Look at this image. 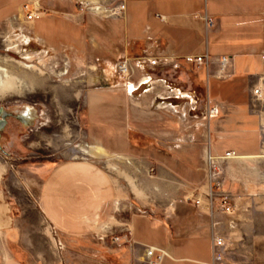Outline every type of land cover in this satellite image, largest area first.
<instances>
[{
	"label": "rangeland",
	"instance_id": "374dc122",
	"mask_svg": "<svg viewBox=\"0 0 264 264\" xmlns=\"http://www.w3.org/2000/svg\"><path fill=\"white\" fill-rule=\"evenodd\" d=\"M21 2L16 16L0 20V67L18 80L0 97V264L7 263L9 250L21 253L22 264H148L145 257L138 262L121 252L124 246H109L111 238L60 235L43 212L41 190L61 164L88 162L104 169L110 160L126 161L122 154L141 162L145 180L154 181L157 171L147 161L164 145L175 148L182 163L192 164L185 170L194 186L189 189L203 184L206 200L219 212L215 226L225 239L219 264H264V155L224 160L219 178L211 179L205 146L212 107L193 72L182 62L172 65L143 51L109 67L71 50L49 51L22 12L28 2H37L43 16L77 3L85 13L109 19L121 0ZM103 8L107 13L101 14ZM127 60L125 75L117 65ZM24 66H33L32 72ZM159 75L167 86L152 88ZM145 77L150 84L128 90L126 83L136 87ZM221 196L231 202V213L220 211Z\"/></svg>",
	"mask_w": 264,
	"mask_h": 264
},
{
	"label": "crops",
	"instance_id": "0c3cea01",
	"mask_svg": "<svg viewBox=\"0 0 264 264\" xmlns=\"http://www.w3.org/2000/svg\"><path fill=\"white\" fill-rule=\"evenodd\" d=\"M21 3L0 0V20L16 16ZM121 3L124 12L109 19L85 13L75 3L74 9L38 17L31 29L45 49L71 50L97 65L109 67L119 58L138 57L142 51L172 65L182 62L193 72L195 85L205 88L209 106L218 109L210 119L205 152L215 157L234 152L242 159L264 155V96L252 101V91L264 77V0ZM206 17L214 20L213 27ZM205 54L212 61L209 67L184 61L188 55ZM223 56L233 58L229 77L221 71ZM135 73L142 77L139 70ZM143 80L146 86L149 79ZM152 81V88L167 86L160 75ZM175 150L164 145L155 160L148 159L157 171L151 182L145 180L141 162H130L124 154L120 157L126 161L115 164L110 160L104 169L88 162L61 164L41 190L49 224L62 236H120L119 246L125 247L121 252L130 253L138 262L146 248H157L169 254L161 264H211L219 212L206 200L203 184L189 189L194 186L185 170L191 171L192 164L182 163ZM178 203L182 205L177 211ZM185 204L193 207L188 220L183 215ZM6 261L22 264L11 250Z\"/></svg>",
	"mask_w": 264,
	"mask_h": 264
},
{
	"label": "built area",
	"instance_id": "2783aa9c",
	"mask_svg": "<svg viewBox=\"0 0 264 264\" xmlns=\"http://www.w3.org/2000/svg\"><path fill=\"white\" fill-rule=\"evenodd\" d=\"M39 4L37 2H28L26 3L23 8L22 12L25 15L26 21L29 23H33L38 17L43 16V12H41L39 8ZM125 5L121 3L116 9H113L112 15H120L124 12ZM206 21L210 27H213L215 25V22L213 19H210L206 17ZM185 61L189 64L196 65L198 67L201 66H207L212 63L211 58L208 54L205 55H188L185 58ZM262 59L264 61V55L262 56ZM142 64V63H140ZM219 64L221 65V71L222 74L225 76H231V71L233 70V58L229 56H223L219 59ZM142 67V65H141ZM117 70H119L120 73L128 75L130 72L129 66H128V60L119 62L117 65ZM128 85V90L133 93L137 90H139L143 83L138 84V86L135 87L132 83H126ZM252 101L255 103L259 101L264 96V77L261 79V83L255 87L252 91ZM218 109L216 107H213L210 109V114L215 115L217 114ZM238 157L234 152H227L223 156H212L209 154V162L211 165V179L217 180L219 178V175L221 174L219 164H221L224 160H229ZM233 206L231 205V202L229 201L228 197L221 196L220 201V211L226 214H229L232 212ZM123 238L120 236H113L110 239L109 246L116 247L119 246ZM225 252V239L220 236L216 235L213 237L212 240V253H213V261L211 264H219V262L223 259ZM168 252L163 249H157V248H146L145 250V258L148 262V264H161L163 260L168 256Z\"/></svg>",
	"mask_w": 264,
	"mask_h": 264
},
{
	"label": "bare ground",
	"instance_id": "6f19581e",
	"mask_svg": "<svg viewBox=\"0 0 264 264\" xmlns=\"http://www.w3.org/2000/svg\"><path fill=\"white\" fill-rule=\"evenodd\" d=\"M99 11H101V8L98 9ZM107 13V10L105 8L102 9V13ZM100 14V13H98ZM27 60H30L29 58H26ZM24 70H26L27 72H32L33 70V66H24ZM0 97L2 95H4L7 91H11L12 88L15 86V82L17 83L18 80L14 77V76H10L8 70H6L3 67H0ZM19 79V78H18ZM33 78H30V80ZM33 81V80H32ZM11 93V92H10ZM3 97V96H2ZM9 114V113H8ZM28 114V113H27ZM83 152L85 154L88 153L87 148L83 149Z\"/></svg>",
	"mask_w": 264,
	"mask_h": 264
},
{
	"label": "trees",
	"instance_id": "16d2710c",
	"mask_svg": "<svg viewBox=\"0 0 264 264\" xmlns=\"http://www.w3.org/2000/svg\"><path fill=\"white\" fill-rule=\"evenodd\" d=\"M181 205H182L181 203L177 204V211H178V207L181 206ZM184 208H185V211H184L183 215H187V220L192 218L191 210H193V207L191 205H189V204H185ZM14 253L17 256V258L21 254L18 250L17 251L14 250Z\"/></svg>",
	"mask_w": 264,
	"mask_h": 264
},
{
	"label": "water",
	"instance_id": "95a60500",
	"mask_svg": "<svg viewBox=\"0 0 264 264\" xmlns=\"http://www.w3.org/2000/svg\"><path fill=\"white\" fill-rule=\"evenodd\" d=\"M0 127H1V122H0Z\"/></svg>",
	"mask_w": 264,
	"mask_h": 264
}]
</instances>
